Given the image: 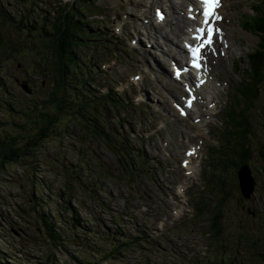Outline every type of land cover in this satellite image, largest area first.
<instances>
[{
    "label": "rangeland",
    "instance_id": "obj_1",
    "mask_svg": "<svg viewBox=\"0 0 264 264\" xmlns=\"http://www.w3.org/2000/svg\"><path fill=\"white\" fill-rule=\"evenodd\" d=\"M75 1L0 0V38L6 43L0 44V79L10 94L3 96L5 99L30 102L47 98L53 87L51 75L46 70L43 77L39 74L42 69L36 74L35 63L42 60L37 52L26 50L27 56L16 57L9 55L5 48L21 41L20 46H23L27 40L42 38L41 25L45 16L47 29L52 32L58 7ZM158 1L161 3V0H99L101 8L98 11L86 5L81 8L85 13L83 17L91 24L88 25L90 33L103 32L108 39L119 40L116 44L97 37L91 39L89 46L79 50L84 72L90 68L105 72L98 73L97 86L90 87L96 94L115 90L120 98H124L128 108L104 114L102 106L99 118L92 115L81 123L78 118L74 119L73 129L46 140L40 146L35 163L39 165L37 172L31 163L11 164L0 172V254L3 262L264 264V161L260 156V147L264 143V89L260 104L255 107L257 101L255 106L248 108L236 90L237 84L247 79L246 57L261 45L256 34L242 33L239 25L245 21L243 17L255 13L252 4L262 0H230L226 5L224 13L229 23L225 29L231 48L223 58L224 63L215 61L214 85L209 87L208 83L203 95L208 102L205 108L209 107L210 114L202 113L204 118L197 124L194 118L200 116V111L182 119L172 107V102L184 92L182 86L171 78L169 61L174 56L170 57L167 52L178 53L182 35L178 38L172 36L170 40L158 37L163 29L175 27L173 20L170 22L168 18L162 25L154 22L153 10L162 6ZM147 16L149 23L144 22ZM101 40L104 43L101 44ZM106 44L109 46L104 48ZM35 48L39 49L38 52L43 51L47 58L50 55L51 51L44 48L43 43ZM183 53L180 52L181 57ZM88 58L92 59L93 65L89 64ZM236 63L239 64L238 73ZM47 65L51 67V64ZM137 75H142L141 80H135ZM24 80L30 82L33 93L21 88L20 82ZM210 102L216 103L213 109ZM231 106L252 118L249 120L254 134L250 136L249 144L254 154L248 165L256 187L250 199H241L235 165L228 162L237 157L231 151L237 145L236 138L229 136L228 143L225 138V132L232 128L230 122L228 127L226 117ZM8 109L0 106V118L8 124L13 120L25 124V119L14 118L12 115L15 114ZM121 114V131L132 134L128 145L133 150H140L141 156L122 158L115 150L120 145L115 141L113 148L110 141L101 137L102 131H109L106 124L116 125L114 121H119ZM6 129L14 128L8 126ZM195 145L203 147L192 164L191 174L186 175L181 162L185 150ZM213 145L215 149H212ZM220 160L224 162L219 165ZM128 162L129 168L121 164ZM79 171L83 180L78 183L70 176ZM221 180L225 181L223 188ZM40 194L44 195L42 201ZM201 203L204 210L199 212L197 206H202ZM68 204L77 211L82 227L101 231L94 235L97 237L85 239L86 245V241L94 242L97 250L110 252V243L102 239L108 237L105 232L109 233V229L115 231L117 228L130 238L140 235L143 239L123 256L111 257L107 261L93 258L94 248L89 250L86 245H76L75 237L67 228L72 222ZM219 207L221 233L210 229ZM37 208L45 215L49 212L63 234L74 240L65 250L54 247ZM79 232L80 235L85 233L84 230Z\"/></svg>",
    "mask_w": 264,
    "mask_h": 264
},
{
    "label": "trees",
    "instance_id": "obj_2",
    "mask_svg": "<svg viewBox=\"0 0 264 264\" xmlns=\"http://www.w3.org/2000/svg\"><path fill=\"white\" fill-rule=\"evenodd\" d=\"M84 5L88 6L91 10H100V7L96 6L91 0H81L80 3L77 2L74 5H71L70 8L67 7L60 9L58 17L53 22L52 28L54 30L52 32L45 29L46 23H44L41 27L43 29V35L40 34V37L42 38L27 40L23 46H20V44L23 43V41H21L17 45H10L8 49L5 48V51L7 50L9 55L13 54L16 57L21 54L24 57L27 56L28 54L26 53V50L37 52V56L42 60L40 63H35V72L37 74L38 71L42 69L39 74L44 77L46 75L45 71L48 70V73L51 75V82L53 80V87L48 93L47 98L44 100L10 102L3 97L8 95L9 92L4 82L0 79V106L8 107V110L12 114H15L12 115L14 118L16 117L20 120H26L25 124H18L14 120L12 124H8V122H5L6 120L0 118V172L4 171L11 164L23 163H31L34 170L37 172L39 170V165L35 163H37L39 157L40 146L46 140L52 137L61 136L64 132H69L70 129H73L75 126L74 119L78 118L81 123V121L87 120V117H91L92 115L99 118V110L102 106L105 110L104 114H110L113 110L122 111L123 108H128L127 104L124 103V98H120L115 91L99 95L93 91L92 87H90L91 85L97 86V76L105 72L104 70H99L100 68L97 70L91 68L87 72H84L82 68L84 63L83 60H81L82 58L79 57V50L89 46L91 39L100 37L98 34L102 35L103 33L100 32L94 34L89 32L88 25L91 24L82 18L85 13L81 8H83ZM73 10L76 15L72 13ZM257 11L258 16L247 23L248 29L251 32L256 33L261 45L254 49L244 61V63L247 64V79L246 83L241 84L239 93L241 97L244 98L243 104L245 108L253 105L255 106L257 101L259 103V99H261L264 89V4L261 3L257 5ZM28 30H30V28H28ZM47 36L48 38H46ZM34 39L35 41H33ZM28 42H31L30 46L27 45ZM0 43L6 45L3 38H0ZM42 43L44 48L51 51L49 55L50 57L48 56V58L47 55H44L43 51L38 52L39 49L35 48V46L42 45ZM104 47L107 48L108 46L104 45ZM95 48L97 49L98 47L95 46ZM5 53L6 52L3 54ZM88 61L89 63H94L91 58L88 59ZM20 62H22V60H20ZM47 64H51V67ZM237 65L239 66V64ZM241 65L242 64H240V67ZM39 66H41V68ZM93 71H95L94 74H92ZM257 106L258 105L255 107ZM228 112H230L228 116L233 130H230L229 134L225 135V138L227 143L229 142L228 139L231 135L237 140L236 147L231 150L237 157L234 160H228V162L235 165V170L238 173V170L242 166L248 164L253 159L254 151L250 146L249 141L250 136L254 134V132H252V124L250 123L249 118H247L248 114L243 110L236 111L235 108H231ZM114 123H116V125L113 126L106 124L105 127L109 131L108 133L102 131L103 135H101V137L106 142L110 141L112 146L113 144L115 145V139L120 135V140L122 139L119 141L120 148H116L115 150L120 153L122 158H134V150L128 145L130 142V136L127 134H124L123 136L120 129L118 130L120 126L117 125H122V120L121 122L114 121ZM8 126L17 129L7 130L6 128ZM111 136H113V138H111ZM125 141H128V143H125ZM112 147L114 148V146ZM260 156L264 161V143L260 147ZM223 162L224 160H220L219 165ZM121 164L124 168H129V162ZM81 171H79L78 174L70 176V178L79 183L83 180ZM220 184L223 188L225 186V181L221 180ZM39 197L40 201L44 199L43 194H40ZM241 199H245L242 194ZM67 210L70 211V217L72 219L71 225L67 228L71 230L73 238L75 237V243H78L76 245L85 246V239L97 237L94 236L95 234L99 235L101 231H97V229L93 230L92 228L89 229L82 227L81 219L77 215V211L69 206V204ZM37 211L39 213L41 212V221L46 227L49 239L57 250H65L68 245L73 243L74 240L69 239L68 236L63 234L62 229L53 222L49 212L45 215V213L42 212V209L39 210L37 208ZM56 218L59 222V218ZM221 219L222 214L220 213L219 207L211 221V227L218 233H221L222 230L220 226ZM80 230L85 231L84 235L79 234ZM105 235L108 237L101 239L107 240V242L110 243V252L103 250L99 251L97 250V244H94V242L88 243V241H86V247H88L89 250L94 248L93 252L95 254L92 253L91 257H99L100 259L107 261L111 257L115 258L116 256H123L124 252L139 245L140 240L143 239L140 235L130 238L123 234L120 228L115 229V231L109 229V233L105 232ZM95 240H97V238L91 241ZM99 246H101V244ZM101 248L103 247L101 246ZM3 260L4 259L0 254V264H9L8 262H3ZM86 262L87 263L84 264H92V261ZM13 264L16 263L14 262Z\"/></svg>",
    "mask_w": 264,
    "mask_h": 264
},
{
    "label": "bare ground",
    "instance_id": "obj_3",
    "mask_svg": "<svg viewBox=\"0 0 264 264\" xmlns=\"http://www.w3.org/2000/svg\"><path fill=\"white\" fill-rule=\"evenodd\" d=\"M186 1L187 0H177V1L176 0H169V1L166 0L167 3L168 2L170 3V5H169V7H167V9L169 11L173 10V13L172 14L175 17V18H173V24L175 25V28H171V30L169 32H166V34H165V38L167 40H170V38H172V36H175L176 38H178L181 35H185L186 34L185 28H187L192 23L190 20L187 19V17L185 18L183 15H181V12L184 13V11H178L177 12L178 4H181V6H183V4L186 3ZM191 1H195V0H188V2H191ZM158 3H159V5H161L160 1ZM176 15H178V16H176ZM174 20L176 21V23L174 22ZM179 48H180L179 50H181L182 52L185 53V51L182 49V47H179ZM212 55L214 56V54H212ZM171 57H172V55H171ZM219 62H223L224 63L225 62V59L220 58V61ZM161 66H160V63H159V67H161ZM209 69H211V67H209ZM210 76L213 77V74L211 73ZM213 81L214 80H211V81L208 80V82H206L205 84L207 85L208 83H210V85H208V86L209 87H212L214 85V82ZM205 90H206V87H203L201 89V95L204 94V91ZM205 106L206 105H205V103H204V101L202 99L200 102H196L195 103L194 109H197V111H200L201 113H207V112H209V109L208 108H205ZM196 118H198V117H196ZM196 149H199V148H196ZM195 160L196 159L194 157L188 158V161H189L187 163L188 169H191L192 170V164L195 162ZM240 179L242 181V189H243V191L245 193L246 192V185H245V181L242 178V175L240 176Z\"/></svg>",
    "mask_w": 264,
    "mask_h": 264
},
{
    "label": "snow or ice",
    "instance_id": "obj_4",
    "mask_svg": "<svg viewBox=\"0 0 264 264\" xmlns=\"http://www.w3.org/2000/svg\"><path fill=\"white\" fill-rule=\"evenodd\" d=\"M201 3L204 6V23L209 24L210 26L207 29V38H205V29H198L199 35L196 37L197 40H200L201 43L196 47H190V51L192 53V65L195 68H200V60L202 59V50L206 45H210L212 43V37L214 32H218L219 29H214V27L210 24V21L220 19L219 15L216 12V9L220 7V0H201ZM187 71V69H185ZM177 77L180 76V71L178 70L176 73ZM191 102H189V105Z\"/></svg>",
    "mask_w": 264,
    "mask_h": 264
},
{
    "label": "water",
    "instance_id": "obj_5",
    "mask_svg": "<svg viewBox=\"0 0 264 264\" xmlns=\"http://www.w3.org/2000/svg\"><path fill=\"white\" fill-rule=\"evenodd\" d=\"M21 87L28 93H32L31 88L28 85V82H23L21 84ZM242 175L243 180L245 181V185H246V192L244 193L243 189H242V181L240 179V176ZM237 177L239 180V187L241 190V194L243 195V197L245 199H250L252 194L255 192V187H256V180L254 178V176L252 175V171L251 168L249 167V165H244L242 166L237 173ZM249 182V183H248ZM252 183V184H251ZM248 184V185H247ZM251 186V187H250ZM247 191H249V193H247Z\"/></svg>",
    "mask_w": 264,
    "mask_h": 264
}]
</instances>
